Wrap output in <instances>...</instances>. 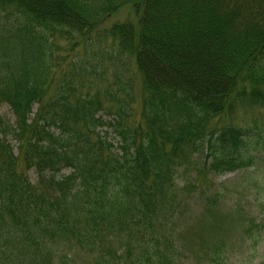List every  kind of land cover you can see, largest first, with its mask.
<instances>
[{"label": "trees", "instance_id": "16d2710c", "mask_svg": "<svg viewBox=\"0 0 264 264\" xmlns=\"http://www.w3.org/2000/svg\"><path fill=\"white\" fill-rule=\"evenodd\" d=\"M128 5L137 26L105 33L136 75L67 61ZM204 57L214 82L195 71ZM260 85L264 0H0V104L14 117L0 116V264H52L59 244L94 264H180L168 226L184 151L202 174L250 169L248 185L264 192L263 142L235 124L212 127L239 91L264 107ZM220 196L205 205L214 224ZM241 219L245 237L262 236L264 218ZM228 252L216 235L203 261L230 264Z\"/></svg>", "mask_w": 264, "mask_h": 264}, {"label": "rangeland", "instance_id": "374dc122", "mask_svg": "<svg viewBox=\"0 0 264 264\" xmlns=\"http://www.w3.org/2000/svg\"><path fill=\"white\" fill-rule=\"evenodd\" d=\"M123 22L134 26L138 24L135 12L129 5L118 13L107 17L100 26L99 32L97 30L84 37L88 40L84 44L76 46L67 61L72 64L75 59L82 66L90 67L96 71H99L103 65L116 69L112 65L116 64L118 70L122 71L124 68L128 71L129 68L136 75V70L138 71L136 60L134 58L128 60L126 56L120 55L117 41L105 33V30L108 31L114 24ZM57 42L61 49H71L72 47V44H68L64 40ZM66 56L59 57L62 67L68 66L66 61H63ZM201 62L198 70L195 71L202 74L205 83L214 82L215 74L206 66L209 58L204 57ZM255 91L259 100L262 99L264 85L258 86ZM239 92L234 94L231 101L234 106L233 111L216 118L212 122V127L220 128L224 125L235 124L247 131L253 130L251 132L252 141L257 140L264 144V107H261L262 103L255 107L244 105L237 97ZM245 102L248 103V101ZM0 116L14 119L11 108L4 104H0ZM186 151L180 156L177 179L174 183L178 198L177 214L168 226V229L176 232V242L182 255L180 264H209L203 261V257L208 254L212 239L216 235L226 238L230 264H264V228L261 232L262 236L251 241L245 237L239 223L241 218H247L246 225L248 218L254 219L256 224L263 220L264 192L259 195L256 190V187L262 186V184L259 183L254 188L248 185L253 181L251 178H245L243 174L250 169L232 172L225 176L202 174L199 169L200 157ZM262 153L260 162L264 165V151ZM258 175L259 173L256 172L255 176L258 177ZM215 192L221 193L218 203V212L221 216L219 224H214L204 217L207 197ZM66 255H68L67 258L62 257ZM52 257V264H94V259L87 256L82 250L74 248L70 252L65 244L56 246Z\"/></svg>", "mask_w": 264, "mask_h": 264}, {"label": "bare ground", "instance_id": "6f19581e", "mask_svg": "<svg viewBox=\"0 0 264 264\" xmlns=\"http://www.w3.org/2000/svg\"><path fill=\"white\" fill-rule=\"evenodd\" d=\"M137 26V25H136ZM52 249H53V247H52Z\"/></svg>", "mask_w": 264, "mask_h": 264}]
</instances>
